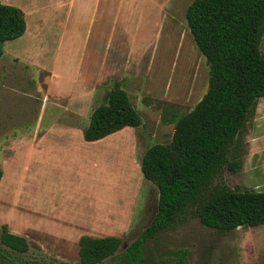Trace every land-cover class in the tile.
Here are the masks:
<instances>
[{
	"label": "rangeland",
	"instance_id": "374dc122",
	"mask_svg": "<svg viewBox=\"0 0 264 264\" xmlns=\"http://www.w3.org/2000/svg\"><path fill=\"white\" fill-rule=\"evenodd\" d=\"M37 1L2 0L27 12L31 26L41 15L39 8L29 12L30 4ZM53 1L39 0V5L47 7L42 13L56 11V24L37 33L41 36L30 31L0 45V163L9 160L17 167L15 187L20 201L29 206L23 207L33 210L39 206L42 194L32 187L34 173L26 171L31 133L63 120L86 127L93 110L103 103L104 94L119 82L143 122L140 127H126L97 140L94 175L97 187L102 178L108 191L113 184L112 193L107 191L113 209L122 205L125 210L130 204L129 229L119 232L121 253L148 225L157 208L158 189L143 178L140 167L145 150L156 143H169L177 118L192 110L208 90L209 65L186 20V9L193 0H157L152 20L139 22L138 30L136 21L130 16L123 20L119 14V0L112 4L96 0L91 8L77 0L72 12L69 7L53 8ZM67 19L70 22L61 36ZM261 51L264 55V36ZM77 94L79 100L86 94L92 97L85 104L81 102L84 117L79 120L69 118L64 111ZM232 153L241 156L242 168L232 172L224 167L213 186L264 191V97L259 99L239 148ZM2 199L0 209L8 213L15 199L9 190ZM3 225L0 221V236ZM26 237L30 248L24 253L0 241V253L11 258L9 263L0 260V264H81L77 244L49 241L35 231ZM184 250L188 251V264H264V224L219 233L191 213L174 229L147 242L145 259L148 264L166 263Z\"/></svg>",
	"mask_w": 264,
	"mask_h": 264
},
{
	"label": "trees",
	"instance_id": "16d2710c",
	"mask_svg": "<svg viewBox=\"0 0 264 264\" xmlns=\"http://www.w3.org/2000/svg\"><path fill=\"white\" fill-rule=\"evenodd\" d=\"M186 20L209 65V85L196 106L177 118L171 141L149 146L142 156L143 178L158 189L156 211L121 253L119 236L83 235L78 251L81 264H148L146 243L174 229L191 213L219 233L264 224V191L213 186L224 167L232 172L242 168L241 156L232 150L239 148L264 97V0H193ZM26 30L24 11L0 0V45L22 37ZM142 122L129 93L116 82L91 113L83 134L85 140L97 141ZM2 176L0 166V181ZM0 237L16 252L30 248L27 238L8 231L7 225ZM187 259L184 250L160 264H188Z\"/></svg>",
	"mask_w": 264,
	"mask_h": 264
},
{
	"label": "crops",
	"instance_id": "0c3cea01",
	"mask_svg": "<svg viewBox=\"0 0 264 264\" xmlns=\"http://www.w3.org/2000/svg\"><path fill=\"white\" fill-rule=\"evenodd\" d=\"M82 1L85 4L84 7L91 8L96 0ZM106 1L109 4L114 1L118 2V0ZM65 2L66 0H55L52 7H69L72 12L77 0ZM68 3L70 4L68 5ZM156 3L157 0H119L120 9L118 12L122 15L123 20L130 16L136 21L135 28L138 30L139 22L152 20L151 11ZM44 5H39V0L34 5L30 4L29 12L39 8L37 11L41 15L39 19L32 20V26L27 22V30L24 35L31 31L35 32L36 36H41L39 32L56 24L55 21L58 20L56 11L42 13L47 8ZM26 13L25 17L27 16ZM45 14L56 15V18L53 16L47 18ZM30 16L33 18L31 14ZM146 16L147 19H145ZM69 22L70 19H67L66 25L62 24L61 34L59 33L61 36ZM128 74L137 76V73L133 72H128ZM83 91L87 90L84 88ZM86 95L79 100L80 94H77L69 101L68 111L64 110L69 118L76 117L79 120L81 116L84 117V111L80 108L81 102L85 104L92 99V97H88V94ZM149 95H155V93L151 91ZM84 129L85 127L81 128L79 124L66 123L63 120V122L52 123L42 129H35L31 133V138L27 144L29 149L25 154L26 171L29 170L34 173L32 187L38 188V192L42 194L39 206L32 207L33 210L23 207L26 204L20 201L19 191L15 187L19 173L14 162L3 160L0 163L3 169V176L0 181V201L5 197L7 190L15 199L11 202L13 209H8V213L2 212L0 209V221L7 225L12 232L25 237L28 232H40L48 237L49 241L54 239L57 242H66L68 246L75 244L79 246V240L83 235L92 237L119 236V232L122 233L129 229L130 225H127L130 217H132L128 213L130 204H127L128 210H124L122 205L119 209H113L111 199L107 201V197H109L107 195L108 187L103 183L104 179L102 178V183H99L98 187L96 186L97 177L94 175V170L97 168L95 148L99 143L98 141L85 140ZM112 185H110L109 194L113 191ZM27 211L41 217H34L36 215H30ZM95 233H102V236H96Z\"/></svg>",
	"mask_w": 264,
	"mask_h": 264
},
{
	"label": "flooded vegetation",
	"instance_id": "af4514ba",
	"mask_svg": "<svg viewBox=\"0 0 264 264\" xmlns=\"http://www.w3.org/2000/svg\"><path fill=\"white\" fill-rule=\"evenodd\" d=\"M11 259L8 255L4 254V253H0V260L4 263H7L8 260ZM114 259V258H112ZM9 263V262H8Z\"/></svg>",
	"mask_w": 264,
	"mask_h": 264
},
{
	"label": "water",
	"instance_id": "95a60500",
	"mask_svg": "<svg viewBox=\"0 0 264 264\" xmlns=\"http://www.w3.org/2000/svg\"><path fill=\"white\" fill-rule=\"evenodd\" d=\"M238 227H240V226H238Z\"/></svg>",
	"mask_w": 264,
	"mask_h": 264
}]
</instances>
